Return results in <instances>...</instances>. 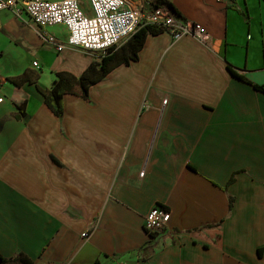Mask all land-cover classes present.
<instances>
[{"label": "crops", "instance_id": "crops-1", "mask_svg": "<svg viewBox=\"0 0 264 264\" xmlns=\"http://www.w3.org/2000/svg\"><path fill=\"white\" fill-rule=\"evenodd\" d=\"M151 1L130 0L145 9ZM165 1L179 21L203 27L206 42L148 35L138 59L91 86L88 100L64 95L61 117L36 86L49 89L60 72L79 77L99 55L58 53L26 14L0 10L5 258L264 264V93L230 73L264 88V0ZM79 6L91 15L88 0ZM48 32L66 41L63 26ZM26 71L38 81L21 87L26 115L16 120L8 79ZM157 204L170 220L151 234L144 220Z\"/></svg>", "mask_w": 264, "mask_h": 264}, {"label": "built area", "instance_id": "built-area-1", "mask_svg": "<svg viewBox=\"0 0 264 264\" xmlns=\"http://www.w3.org/2000/svg\"><path fill=\"white\" fill-rule=\"evenodd\" d=\"M225 1L228 0H217ZM88 3L91 15L83 12L79 0H0V10L8 9L18 18L26 14L33 21L43 43L58 53L70 46L102 58L111 48L123 44L143 26L162 29L174 41L183 37H193L201 43L207 40L203 27L186 25L160 7H134L130 0H88ZM53 26L65 28V42H60L48 32V28ZM1 101L0 97V103ZM166 102L164 101L165 104ZM169 220L170 213L155 205L145 216L144 228L151 234L162 233L166 231ZM81 236L87 238L89 235L83 233Z\"/></svg>", "mask_w": 264, "mask_h": 264}, {"label": "trees", "instance_id": "trees-1", "mask_svg": "<svg viewBox=\"0 0 264 264\" xmlns=\"http://www.w3.org/2000/svg\"><path fill=\"white\" fill-rule=\"evenodd\" d=\"M153 7H160L169 12V14L178 19L179 15L175 9L165 0H152ZM162 29L155 26L140 27L127 41L123 44L113 47L108 51V54L99 60H94L88 68L79 76L75 77L70 73L60 72L55 74V80L49 89H41L36 86L37 91L44 97V103L48 109L56 116L63 115V96L71 94L78 96L84 100L89 99V88L102 80L114 68L122 65L129 64L131 61L138 59V53L143 47L145 39L148 35H157L162 33ZM231 75L241 81L250 84L256 91L264 93V88L248 82L242 76L238 75L235 71L230 70ZM14 86V92L11 96V102L15 109L14 118L21 120L25 117V107L28 96L21 90L23 84H37L38 75L26 71L23 74L8 79ZM234 175L229 179V184L233 183ZM159 207L166 210L162 205L157 204ZM234 198L229 196V211L233 209ZM0 264H33L23 253H19L11 258H5L0 253Z\"/></svg>", "mask_w": 264, "mask_h": 264}]
</instances>
